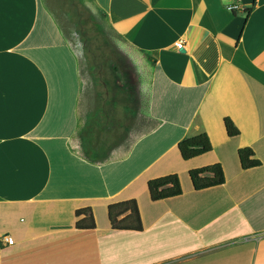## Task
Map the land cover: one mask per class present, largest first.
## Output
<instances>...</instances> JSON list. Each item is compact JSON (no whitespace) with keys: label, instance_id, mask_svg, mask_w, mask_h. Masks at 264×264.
<instances>
[{"label":"crops","instance_id":"1","mask_svg":"<svg viewBox=\"0 0 264 264\" xmlns=\"http://www.w3.org/2000/svg\"><path fill=\"white\" fill-rule=\"evenodd\" d=\"M84 1L110 37L69 0H0V264H264V0ZM200 133L212 149L184 160ZM214 163L224 183L196 190ZM171 173L182 193L152 200ZM131 198L142 230L111 228Z\"/></svg>","mask_w":264,"mask_h":264},{"label":"trees","instance_id":"2","mask_svg":"<svg viewBox=\"0 0 264 264\" xmlns=\"http://www.w3.org/2000/svg\"><path fill=\"white\" fill-rule=\"evenodd\" d=\"M224 126L228 136H235L239 133L238 128L227 117L224 118ZM177 147L181 157L187 160L210 151L212 144L206 133H200L183 138L178 142ZM238 156L244 169L260 165V161L254 157V153L249 147L240 148ZM189 176L196 190L220 185L225 181L224 172L219 163L191 169ZM147 188L152 200L165 199L182 193L179 177L175 173L149 179ZM107 213L110 226L113 229L142 230V221L137 201L134 198L109 204ZM81 214L84 216L76 220V227L79 229L94 228L95 222L90 208H80L75 211L77 217Z\"/></svg>","mask_w":264,"mask_h":264},{"label":"rangeland","instance_id":"3","mask_svg":"<svg viewBox=\"0 0 264 264\" xmlns=\"http://www.w3.org/2000/svg\"><path fill=\"white\" fill-rule=\"evenodd\" d=\"M69 3L72 5V9L67 8V12H72L73 13V17L75 18L74 20L77 21L78 24H81L82 22V27L87 31V33L89 31H93V29H95V24H97L98 26H100V30L104 31L105 33H107L109 35V32L107 30V25L104 23V19L103 16L100 15L97 12H93L92 8L89 7V5L87 4V2H85L84 0H69ZM62 12L59 13L60 16ZM75 14H77L75 16ZM61 18L63 19V22L66 21V28H67V33L70 37V39H72V41H74V43L77 44L78 41V33L76 32V23H74L72 20H68L67 18H65L64 15H61ZM79 18V19H78ZM84 37V35H83ZM85 37H87V35H85ZM110 37V35H109Z\"/></svg>","mask_w":264,"mask_h":264},{"label":"built area","instance_id":"4","mask_svg":"<svg viewBox=\"0 0 264 264\" xmlns=\"http://www.w3.org/2000/svg\"><path fill=\"white\" fill-rule=\"evenodd\" d=\"M228 8L231 10H235V9L239 8V4L231 3V4H229ZM175 46H177L178 48H182L183 47V41L182 40L176 41ZM3 240L7 243H13V239L8 235L4 236Z\"/></svg>","mask_w":264,"mask_h":264}]
</instances>
